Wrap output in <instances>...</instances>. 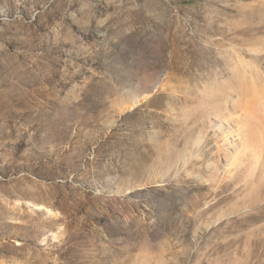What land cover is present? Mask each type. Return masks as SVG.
Here are the masks:
<instances>
[{
    "label": "rangeland",
    "instance_id": "374dc122",
    "mask_svg": "<svg viewBox=\"0 0 264 264\" xmlns=\"http://www.w3.org/2000/svg\"><path fill=\"white\" fill-rule=\"evenodd\" d=\"M250 63L264 0H0V264H264Z\"/></svg>",
    "mask_w": 264,
    "mask_h": 264
},
{
    "label": "bare ground",
    "instance_id": "6f19581e",
    "mask_svg": "<svg viewBox=\"0 0 264 264\" xmlns=\"http://www.w3.org/2000/svg\"><path fill=\"white\" fill-rule=\"evenodd\" d=\"M250 64L251 69L258 70V73L256 77L252 70L251 74L249 73L250 75H248L246 79L247 139L245 144L250 154V168L254 170L258 167L257 165L261 164H258L262 155V149H260V147H262L264 143V63L260 64V67H257L258 69L253 68L252 63ZM34 210L39 212L46 211L49 216L53 215L49 209L42 206H34Z\"/></svg>",
    "mask_w": 264,
    "mask_h": 264
}]
</instances>
